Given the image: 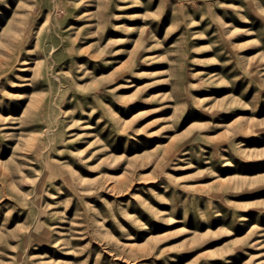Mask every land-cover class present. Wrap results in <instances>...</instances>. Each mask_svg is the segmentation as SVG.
Listing matches in <instances>:
<instances>
[{
  "label": "rangeland",
  "instance_id": "obj_1",
  "mask_svg": "<svg viewBox=\"0 0 264 264\" xmlns=\"http://www.w3.org/2000/svg\"><path fill=\"white\" fill-rule=\"evenodd\" d=\"M0 264H264V0H0Z\"/></svg>",
  "mask_w": 264,
  "mask_h": 264
}]
</instances>
